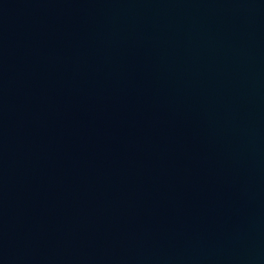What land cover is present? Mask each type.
I'll list each match as a JSON object with an SVG mask.
<instances>
[{
  "label": "water",
  "instance_id": "95a60500",
  "mask_svg": "<svg viewBox=\"0 0 264 264\" xmlns=\"http://www.w3.org/2000/svg\"><path fill=\"white\" fill-rule=\"evenodd\" d=\"M0 264H264V0H0Z\"/></svg>",
  "mask_w": 264,
  "mask_h": 264
}]
</instances>
